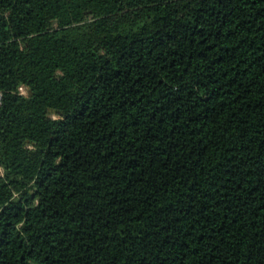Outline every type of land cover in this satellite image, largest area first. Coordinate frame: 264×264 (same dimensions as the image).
<instances>
[{
    "label": "trees",
    "instance_id": "16d2710c",
    "mask_svg": "<svg viewBox=\"0 0 264 264\" xmlns=\"http://www.w3.org/2000/svg\"><path fill=\"white\" fill-rule=\"evenodd\" d=\"M0 264H264V0H0Z\"/></svg>",
    "mask_w": 264,
    "mask_h": 264
},
{
    "label": "built area",
    "instance_id": "2783aa9c",
    "mask_svg": "<svg viewBox=\"0 0 264 264\" xmlns=\"http://www.w3.org/2000/svg\"><path fill=\"white\" fill-rule=\"evenodd\" d=\"M0 100H1V94H0Z\"/></svg>",
    "mask_w": 264,
    "mask_h": 264
}]
</instances>
